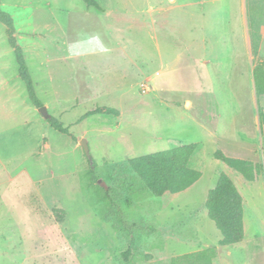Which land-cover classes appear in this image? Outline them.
Wrapping results in <instances>:
<instances>
[{
    "label": "rangeland",
    "instance_id": "obj_1",
    "mask_svg": "<svg viewBox=\"0 0 264 264\" xmlns=\"http://www.w3.org/2000/svg\"><path fill=\"white\" fill-rule=\"evenodd\" d=\"M94 1L103 12L81 0H0L37 99L68 130L30 104L0 24V264H169L212 247L213 264H264V172L248 183L213 157L264 164V132L252 125L264 96L255 99L251 74L264 62L246 24L242 39L238 19L227 34L226 2L205 4L201 19L196 7L170 9L178 0ZM245 9L249 28L264 0ZM190 144L201 177L182 193L153 197L127 166ZM222 173L243 199L244 239L228 247L205 209Z\"/></svg>",
    "mask_w": 264,
    "mask_h": 264
},
{
    "label": "trees",
    "instance_id": "obj_2",
    "mask_svg": "<svg viewBox=\"0 0 264 264\" xmlns=\"http://www.w3.org/2000/svg\"><path fill=\"white\" fill-rule=\"evenodd\" d=\"M88 8L103 12V9L94 0H81ZM249 36L251 53L257 56L261 34L264 27V15L257 13L249 16ZM0 24L5 28L7 44L11 48L17 65V76L24 85L30 104L38 109L42 104L35 95V90L21 47L14 37L15 28L9 14L0 9ZM255 98L264 96V65L255 67L252 71ZM101 111H94L99 113ZM106 114H118L113 110H104ZM259 118L264 114L259 112ZM46 123L61 134H67L68 130L56 119L49 117ZM75 143L78 142L73 138ZM197 145H184L169 150L151 153L137 158L129 159L127 166L139 180L143 188L153 197L159 198L164 194L175 195L182 193L193 186L201 177V173L190 167V159L196 151ZM215 160L225 164L248 183H255L264 172V164L246 161L225 156L216 151L213 154ZM91 179L94 178L93 170L90 171ZM105 197L108 191L104 192ZM205 209L208 219L214 224L221 235L218 247H228L239 244L244 239L243 199L231 179L224 173L218 176L215 187L207 194ZM60 219L61 210H52ZM127 259L128 253L124 254ZM216 256V248H206L197 252L188 253L169 260V264H213Z\"/></svg>",
    "mask_w": 264,
    "mask_h": 264
},
{
    "label": "crops",
    "instance_id": "obj_3",
    "mask_svg": "<svg viewBox=\"0 0 264 264\" xmlns=\"http://www.w3.org/2000/svg\"><path fill=\"white\" fill-rule=\"evenodd\" d=\"M167 1L170 5H174L176 3V0H167ZM223 2H226V4L222 7L218 6L217 9H220L221 16H224L225 12L229 13L228 17H229V19L231 18L233 20L232 24H234V29L231 28L230 30H228L227 34H230V32H232L233 36H234V34H235V21L238 19L239 20V27H240V39H242V37H243V32H244L243 25L246 24L245 28L248 32V44H249V29L247 27V22H245V19H246L245 2H246V0H185L183 2L181 0H178L177 4L170 7V9H172V10L177 9L178 10V9H182V8L185 9V8H193V7L195 8L196 7L198 9V15H197V11H194L195 14H193V17L194 18L201 17V19H202L204 17L202 14V13H204V10L202 8L204 7L205 4L210 3V4L216 5V3L222 4ZM228 4H230V5H228ZM150 11H152V9H150ZM158 12H159V15L156 16L154 19H157V17L160 19L158 25L160 26V28H162L164 24L168 25V23H169V19H167V17L169 16V10L160 7V8H158ZM243 18H244V20H243ZM201 49L202 50L204 49L203 45L202 46L199 45L198 50H201ZM258 55L261 56L260 61L264 62V27L262 30L261 40H260L259 47H258ZM252 86H253V91H254L253 78H252ZM254 96H255V92H254ZM262 108H263L262 113H264V107H262ZM255 110H256V112H255V116L252 120V125L255 126L256 129H258L259 126H261L260 130L264 132V125H262L260 122V118L258 115V113H259L258 108L256 107ZM255 136H256V134H255ZM239 145H240L239 143H234V146L236 148L242 149L241 145H240V147H238ZM258 163H261V162H258Z\"/></svg>",
    "mask_w": 264,
    "mask_h": 264
},
{
    "label": "water",
    "instance_id": "obj_4",
    "mask_svg": "<svg viewBox=\"0 0 264 264\" xmlns=\"http://www.w3.org/2000/svg\"><path fill=\"white\" fill-rule=\"evenodd\" d=\"M38 111H39V113L43 116V118H44L45 120L49 118V115L47 114L46 109H45L44 107H40V108H38ZM79 145L82 147V149H83V151H84L86 157L88 158V160H89L90 163H91V158L89 157V150H88V146H87L86 141H85V140H81V141L79 142ZM100 184H101V181H100V180L97 181V185H100Z\"/></svg>",
    "mask_w": 264,
    "mask_h": 264
}]
</instances>
